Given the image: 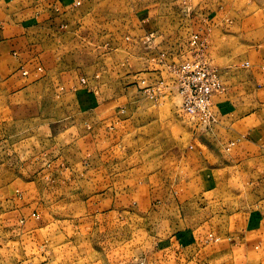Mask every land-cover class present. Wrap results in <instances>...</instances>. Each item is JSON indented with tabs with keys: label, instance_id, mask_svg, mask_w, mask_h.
<instances>
[{
	"label": "crops",
	"instance_id": "0c3cea01",
	"mask_svg": "<svg viewBox=\"0 0 264 264\" xmlns=\"http://www.w3.org/2000/svg\"><path fill=\"white\" fill-rule=\"evenodd\" d=\"M94 1L0 0V169L26 170L25 165H36L40 160L46 162L48 156L50 169L68 170L69 178L76 176L77 170L84 171V178L93 170H100V192L84 201V212L73 220L75 224L79 223V231L104 237L101 245L99 240L92 242L96 245L93 248L102 250L104 254L89 264H124L117 257L119 254L113 252L116 250L111 245L113 237L108 239L112 250L107 251V235L113 229L110 219H115L116 228H119L125 217L142 221L149 240L156 239L157 235L160 239L158 245L150 241L145 264H264L262 205L255 214L245 202L238 209L229 208L218 214L203 207L202 218L194 221V217L186 215L182 207L176 210L178 201L181 203L182 200L181 194L174 190L175 186L183 183V169L188 174L209 170L214 176V184H220L221 176L233 182L235 172L245 179L250 175L246 167L264 153V23L258 20V27L252 28V33L259 39L247 53L246 69L236 72L239 75L234 74L226 93L213 96V102L219 108L216 113L214 106L216 122L209 132L197 139L195 146L185 144L180 147L178 142L174 151L165 149V157L160 162L157 159L160 150L152 147L148 148L147 154H151V158L147 162H132V152H140L141 146L123 145L124 138L129 131L135 133L139 127L146 126L139 123H147L150 131V125L161 120L152 116L148 109L140 111V106L145 105L141 103L144 99H140L145 93L139 84L141 81H133L124 93L120 91L123 86L118 85L119 93L113 99L100 97L86 101L82 115L76 114V101L70 99L63 101L64 112L60 114L59 98L55 97L56 91L70 90L74 83L75 62L71 60L63 67L61 55L65 52L70 54V44L73 46L75 43L79 30H84L86 40V36L96 34L97 26L107 27L102 22L105 19L103 15L95 11ZM129 25L133 26L132 31L137 32L136 35H128L132 36V41H148L150 49L148 62L141 66L138 64L142 67L140 71H134V65L125 71L140 78L147 75V80H151L150 77L160 71L156 63L149 62L151 56L157 54L151 46V43L155 45L157 38L155 24L149 17ZM193 30L204 45L210 36L208 21H194ZM99 35L108 37L111 34L100 32ZM113 36L121 42L126 40L125 35L118 32ZM207 50L211 52L209 48L202 50L198 55L202 59L196 57L195 61L205 63ZM161 66L171 69L165 61ZM116 68L124 72L123 65L117 63ZM167 81L162 83L165 88L173 95L179 93L176 83L174 85L170 79ZM170 105L175 106L174 102ZM77 122H82L85 128L83 150L79 148L78 151L75 149ZM129 123L133 125L130 127ZM60 130L63 138L67 139L61 145L59 141L55 142ZM30 139H39L40 145ZM47 139L50 145L45 144ZM76 152H83V162H78L73 156L65 159L62 155ZM92 153L91 159L98 157L99 162H86V156ZM39 154L42 158L34 157ZM106 157L116 160H104ZM26 160L29 162H24ZM43 167L32 166L33 170ZM6 171L4 182H9L8 186L15 185V190L11 187L7 192L3 188L0 192V234L17 229L40 231L72 221L73 208L62 213L65 204L62 198L45 199V191L40 186L42 182L31 177L29 172L32 171L25 178H13L19 179L14 182ZM90 180L85 179L84 183L94 185ZM28 185L34 189H28ZM92 192L91 189L87 196ZM95 197L98 198L99 211L91 209L92 205H98L91 201ZM108 201L113 208L101 210ZM130 202L136 205L134 211L125 208V204ZM240 217L243 220L237 219ZM257 217L259 222L252 226V218ZM5 242L15 244V240H6L2 245L3 251L10 256L12 247L8 250ZM8 260L1 259L0 262ZM129 260V264H138L131 258ZM6 264H12V261Z\"/></svg>",
	"mask_w": 264,
	"mask_h": 264
},
{
	"label": "rangeland",
	"instance_id": "374dc122",
	"mask_svg": "<svg viewBox=\"0 0 264 264\" xmlns=\"http://www.w3.org/2000/svg\"><path fill=\"white\" fill-rule=\"evenodd\" d=\"M93 6L98 14L103 15L105 19H102L104 20L102 22L107 27L97 26L95 28L97 35H88L86 40H84V30L80 29L78 37H75V43L73 46L70 44V54L67 55L65 52V55H61L63 67L69 65L71 60L75 62L73 67L75 73L72 74L74 83L71 89L66 91L60 89L55 93V97L59 98L60 114L64 112V100H75V112L77 115H82L85 112L86 101L96 100L100 97L113 99L119 93L118 85L123 86L120 91L124 93V91L126 92L124 89L131 87L133 81H141L139 84L145 93L144 97L140 99H144L141 103L145 105L140 106V111L148 109L152 112V116L159 117L161 120L152 123L150 131L147 128V123H139L146 126L139 127L135 133L129 131L124 138L123 145L141 146L140 152H132L131 161L144 160L147 162L151 158V154H147L150 147L157 151L160 150V154L157 155L160 162L161 158L165 157L164 150L172 149L174 151L178 142L180 147H184L185 144L195 146L197 139L208 133L211 127L207 129L201 127L196 118L184 112L181 108V95L177 92L173 95L162 83H168L167 80L170 79L174 81L175 85L178 68L184 63L195 61L196 57L202 54V50L204 52L209 48L211 52L206 51L204 62L220 71L223 91L218 94L226 93L231 78L239 75L236 72L243 71L248 66L247 53L252 44H255L259 39V36L252 33L254 30L252 28L258 27V20L260 23H264V0H95ZM149 17L153 19L156 28L154 33L157 35L155 45L151 43L152 49L155 48L157 54L151 56L149 62L156 63V68L160 69L150 77L151 80H147V75L145 78H140V76L135 77L125 71L132 69L134 65V71L138 72L142 68L139 66L148 62L147 52L150 49L148 41H132V36H129L136 35L137 32L132 31L133 26L129 23ZM199 19L207 20L210 28L209 39L204 40V45L193 30L194 21ZM115 24L120 25L116 26ZM100 32H108L111 35L100 36ZM116 32L125 35L126 40L124 39L122 42L116 40L113 36ZM193 40L195 41L193 42ZM164 52L167 55L164 56ZM164 61L171 65V69L168 70L161 66ZM117 63L119 66L123 65L124 72L122 69L116 68ZM170 102H174L176 107H172ZM213 103L216 113H218L219 107L216 102ZM173 108H176L175 111ZM97 109L99 112V106ZM134 124L137 125V123ZM129 125L131 127L133 124L129 123ZM75 131V149L83 150L82 139L85 128L82 122H77ZM134 136L135 140H133ZM63 137L62 130H60L55 142L59 141L60 145L63 144L64 141H67ZM30 141H35L40 145L39 139H30ZM45 144L50 145L51 142L47 139ZM39 155L34 157L42 158ZM62 155L65 159L68 156L76 157L78 162L84 160L83 152ZM93 155L94 153L87 155L88 161L86 162H99L98 157L91 159ZM49 159L47 156L46 162L40 160L41 162L38 161L36 165L27 164L25 165L26 170L6 171L0 169V192L3 188L7 192L11 191V187L12 190H15V185L8 186L9 182L5 184L3 179L5 171L7 175L11 174L12 179L15 177L25 178L26 174L32 171L29 172L31 177L33 179L37 177L42 182L40 186L45 191V199L48 197L49 199L62 198L65 201L62 213H68L73 208L72 221L69 223L64 221L40 231L27 230L28 232H25L23 229H17L10 233L0 234V260L10 259L12 264H89L91 261L96 262L104 253L100 249H94L93 246L96 245H92V242L99 240L101 245L104 237L101 234L98 236V233L94 235V233L86 234L79 231V223L75 224L73 220L79 213L84 212V201L100 192V170H93L86 178L82 174L84 171L77 170L75 171L76 176L69 178L68 170H51L50 165L47 164ZM104 160L116 159L106 157ZM24 162H29V160ZM37 165L44 167L33 170L32 166L35 168ZM246 169L250 175L245 179L239 175V172H235L233 182L226 180L225 176H221L220 184H214V176L209 170L188 174V171L183 169L181 171V182L183 181V183L174 187L176 193L181 194L180 199L182 200L181 203L178 201L176 210H181L182 207V211H185L186 215H192L194 221H199L202 218L201 209L203 207H207L215 213L219 211L224 213L229 208L238 209L240 204L245 202V205L248 209H252L254 214L261 205L264 209V153L252 161ZM85 179L86 181L91 179L90 182L93 181L94 185L89 186L84 183ZM17 180L19 179H13V182ZM24 187L26 188V186ZM30 188L34 189V186L28 185V189ZM91 189L93 192L87 196ZM69 197L73 198L68 201ZM97 199V197L91 199L93 204H98L92 205L91 209L99 211ZM104 204L101 210L113 208L110 206V201ZM88 208L86 207V209ZM125 208L134 211L136 205L132 202L126 203ZM237 219L243 220L242 217ZM110 220L113 221L111 224L113 229L107 235V246L108 239L113 237L111 245L116 248L113 252L119 254L117 257L121 260L120 263L123 261L124 264H129L131 258L135 263L145 264L151 243L158 245L160 242L158 235L156 239L149 240L145 224L135 218H123L122 225H118L121 226L119 228H116L115 219ZM257 222H259L258 217L252 218V226H255ZM6 240H15V244L5 242L8 250L10 246L12 247L10 256L7 251H3L2 245ZM10 261L8 260V262ZM6 263L0 262V264Z\"/></svg>",
	"mask_w": 264,
	"mask_h": 264
},
{
	"label": "built area",
	"instance_id": "2783aa9c",
	"mask_svg": "<svg viewBox=\"0 0 264 264\" xmlns=\"http://www.w3.org/2000/svg\"><path fill=\"white\" fill-rule=\"evenodd\" d=\"M220 75L219 70L200 61L184 63L177 70L181 108L206 129L216 122L213 96L223 91Z\"/></svg>",
	"mask_w": 264,
	"mask_h": 264
}]
</instances>
